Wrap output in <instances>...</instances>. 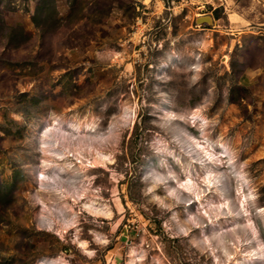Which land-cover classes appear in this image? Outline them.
I'll return each mask as SVG.
<instances>
[{
	"label": "rangeland",
	"instance_id": "374dc122",
	"mask_svg": "<svg viewBox=\"0 0 264 264\" xmlns=\"http://www.w3.org/2000/svg\"><path fill=\"white\" fill-rule=\"evenodd\" d=\"M0 264H264V0H0Z\"/></svg>",
	"mask_w": 264,
	"mask_h": 264
},
{
	"label": "bare ground",
	"instance_id": "6f19581e",
	"mask_svg": "<svg viewBox=\"0 0 264 264\" xmlns=\"http://www.w3.org/2000/svg\"><path fill=\"white\" fill-rule=\"evenodd\" d=\"M202 20H206V19H202ZM207 159H209V157H207ZM42 176H43V175H42ZM96 210H98V208H97Z\"/></svg>",
	"mask_w": 264,
	"mask_h": 264
}]
</instances>
